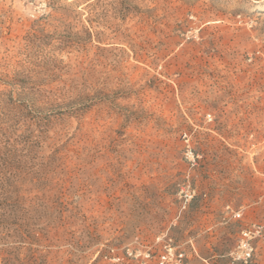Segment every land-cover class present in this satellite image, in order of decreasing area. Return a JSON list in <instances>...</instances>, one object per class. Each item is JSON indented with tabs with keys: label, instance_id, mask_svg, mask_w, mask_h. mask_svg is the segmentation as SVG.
I'll use <instances>...</instances> for the list:
<instances>
[{
	"label": "rangeland",
	"instance_id": "obj_1",
	"mask_svg": "<svg viewBox=\"0 0 264 264\" xmlns=\"http://www.w3.org/2000/svg\"><path fill=\"white\" fill-rule=\"evenodd\" d=\"M45 3L0 0V264H231L264 223V0Z\"/></svg>",
	"mask_w": 264,
	"mask_h": 264
},
{
	"label": "built area",
	"instance_id": "obj_2",
	"mask_svg": "<svg viewBox=\"0 0 264 264\" xmlns=\"http://www.w3.org/2000/svg\"><path fill=\"white\" fill-rule=\"evenodd\" d=\"M37 1L41 7L45 6V0H34ZM209 121H212V116H207ZM182 139L185 143L187 158L192 166L195 165L196 155L193 152L190 135L185 132L182 135ZM179 197L181 200L182 209H186L192 199L195 197V189L191 186L183 185L179 188ZM226 212L230 213V217L236 220L243 218V212L241 210H234L230 206L226 208ZM264 237V223L253 222L245 227L241 228L237 243L235 247L229 252L228 258L231 264H250L253 262L256 254V243ZM173 253L168 251L161 256V264H177L181 261L183 255L180 254L179 258H176V262H173Z\"/></svg>",
	"mask_w": 264,
	"mask_h": 264
}]
</instances>
